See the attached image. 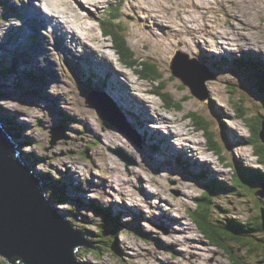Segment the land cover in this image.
I'll return each instance as SVG.
<instances>
[{"label": "rangeland", "instance_id": "1", "mask_svg": "<svg viewBox=\"0 0 264 264\" xmlns=\"http://www.w3.org/2000/svg\"><path fill=\"white\" fill-rule=\"evenodd\" d=\"M25 1L0 0V70L5 71V75L0 72V108L8 117H15L14 122L8 119L3 125L6 131L12 128L9 132L19 144L26 164L33 165L59 214L68 221H76L75 230L83 233L81 230L87 229L98 238L102 237L100 230L104 231V238L119 235L120 256L112 252L88 253L80 247L76 252L78 262L234 264L225 249L204 239L190 212L196 208L195 200L208 194L206 184L212 180L223 191V186L238 190L214 195L215 208L221 205L231 213L220 214L216 210L213 216L217 213L220 216L212 220L228 215L246 221L253 216L262 223L264 186H252L250 178L242 179L234 170L238 167L259 169L256 174L264 175V165L258 161L251 145L250 130L235 109L241 99L246 102V107H242L249 118H261L255 122L256 127L264 122V72L260 68L253 70L251 65L256 62L264 67V0H34L36 8L40 7L43 13L49 11L43 14L45 19L56 20L68 33L73 29L83 38L84 28H93L90 35L98 41L84 42L99 48L101 54L89 59L77 56L84 48L77 38L70 36L73 31L64 36L67 45L75 49L76 54L71 56L58 43L61 37L57 39L58 35L53 32L57 26L44 25L35 30L25 24L28 17ZM77 1L86 5V11L82 9L79 13L82 21L74 12L81 8ZM119 6L121 16H114V21L124 28L137 61L158 67L163 75L162 85L152 79H142V68H129L116 54L117 40L105 30V25L111 11ZM249 40L251 46L243 47ZM219 49L229 55L230 51L248 52L240 53L234 64L217 68L212 62L217 61L219 55L215 52ZM65 55L72 60H66ZM105 55L107 60L102 57ZM244 59L250 67L240 66ZM103 62L112 67L114 77L107 75L108 67ZM173 64L176 70L172 69ZM201 65L216 78L203 80L197 84L203 91L199 88L195 91L185 83L191 76L198 79L207 75ZM33 73L39 77L37 81L31 80ZM185 74L189 77L184 78ZM96 78L101 79L100 83ZM110 85L116 92L114 97L110 93L111 98L106 88ZM117 88H123L125 95ZM124 96L136 110L139 107L140 113L147 116L151 113L155 123L129 113V102ZM134 98L141 102H135ZM91 105L101 106L110 121L104 124ZM159 114L162 116L157 117ZM162 117H166L168 125L161 123L165 120ZM202 118L211 124L212 136ZM147 122L159 126L157 129L164 134H176L183 138V145L191 146L186 150L189 154L178 151L176 155L177 148L172 149V156L189 162V168L176 163L165 166L159 156L164 152L151 151L150 144L166 138L159 129L152 127L155 132L152 131ZM112 123H117L127 134ZM21 126L25 129L18 132ZM145 131L154 132L156 141ZM54 138L58 140L52 145ZM231 138L241 141L236 144ZM217 141L220 154L229 160L227 167L220 162L217 151L212 150L217 148ZM193 149L195 164L188 158L193 156ZM142 150L147 152L146 157ZM29 156L42 159L35 162ZM143 158L147 167L141 168L139 160ZM204 158L206 166L201 164ZM192 173L202 175V180L197 181ZM136 176H141V180H136ZM58 180L67 199L63 202L50 188ZM109 207L112 217L119 221L112 219L111 222L105 209ZM137 227L144 232H139ZM231 245H236L238 254H246V262L264 261V242L257 243L261 247L250 254L241 252L250 245L241 247L236 242ZM250 248L253 250L254 245ZM0 264H9L1 254Z\"/></svg>", "mask_w": 264, "mask_h": 264}, {"label": "water", "instance_id": "2", "mask_svg": "<svg viewBox=\"0 0 264 264\" xmlns=\"http://www.w3.org/2000/svg\"><path fill=\"white\" fill-rule=\"evenodd\" d=\"M172 69L176 70L175 64ZM188 77L185 74L184 78ZM188 79L185 85L194 84L193 90L203 91L197 84L211 78ZM90 107L96 109L104 124L110 121L101 106ZM112 125L127 134L117 123ZM263 132L264 122L259 135L264 144ZM57 140L54 138L52 145ZM118 157L124 161L121 154ZM44 187L38 174L26 164L19 144L0 123V254L9 264L15 258L23 264H81L76 258L78 248L89 245L92 249L93 245L59 214Z\"/></svg>", "mask_w": 264, "mask_h": 264}, {"label": "trees", "instance_id": "3", "mask_svg": "<svg viewBox=\"0 0 264 264\" xmlns=\"http://www.w3.org/2000/svg\"><path fill=\"white\" fill-rule=\"evenodd\" d=\"M120 6L119 8L115 9V11H111L110 16L106 19V25H105V30L107 29V31L114 37L116 43L118 44V49H117V54L120 55L123 59V62H125V64L127 66H129V68H134L135 66L142 68L143 70V75L141 73V76L143 77L142 79H152V82L158 83L159 85H162L163 83L160 82L161 79H163V75L161 73H159L158 67L154 64H151L150 62H145V61H137L135 55L133 54V49L130 47L129 42H128V38L125 34V30L124 28L120 25L117 24L116 21H114L113 17L118 15L119 17L121 16V12H120ZM133 52V53H132ZM121 59V61H122ZM252 66L254 68H260L261 70H264L263 65H261L260 63H256V62H251ZM247 65L248 67H250V65L248 63H246L244 60L241 61V65ZM217 68H220L217 65H214ZM1 68V67H0ZM2 70H0L1 72ZM264 72V71H263ZM2 74L5 75V71L1 72ZM35 73H33L32 75H30L31 80L37 81L39 79L38 76L34 75ZM241 104H239L235 109L238 111V116L241 120H243V122H245V124L248 126L249 130H250V136H251V145L252 148L254 149V153L256 155V157L258 158V161L264 165V144L262 143L259 135L260 132L262 130V123H259V127H256V121L260 120L261 118H259L258 116L255 117H248V114H245L246 112H243L244 109L242 106L246 107V102L242 101L240 99ZM179 105V104H177ZM178 111H180L179 109H177ZM2 111V112H1ZM1 113L4 114V110L0 108V119L1 121L5 122V120H10L11 122L15 119V117H8L6 114H4V116L1 115ZM8 117V118H6ZM5 118V119H4ZM263 119V118H262ZM203 120V124L204 127L207 129V131H209L210 135H211V124L209 123V121H207V119L202 118ZM202 124V125H203ZM10 129H12L10 127ZM20 130L19 131H23L25 129L24 126L19 127ZM212 136V135H211ZM216 136V135H215ZM93 148V147H92ZM219 142L217 141V148L214 147L212 148V150H216L218 155L221 158V161L226 165V167L229 165V160L226 159V157L222 156L220 154V150H219ZM28 159H33L35 160V162L39 161L40 159H42V157L37 158L34 156H29ZM33 166V165H32ZM183 166V165H182ZM230 168H232L234 170L233 166H229ZM239 172L240 175H242V179H246L250 178L252 180V182H249L251 184H253L252 186H255L257 188H263L264 186V175L260 173L256 174V169H251V168H241L238 167L237 171L234 170V173ZM195 176V179L197 181H201L202 180V175H196L193 174ZM43 176V175H40ZM255 176V177H254ZM205 175H204V179H205ZM258 178V179H256ZM241 179V177H240ZM238 182H240V180H237ZM261 181V182H260ZM208 185L206 184L208 190V194H206L203 197H199L195 200V205L196 208L193 212H190V217L192 218V220L194 221V223L196 224L198 230L200 231V233L203 235L204 239H207L209 241V243L213 246H217L219 248L225 249L230 258L233 260L234 264H264L263 262H258V263H253V262H246L245 259L248 260L247 256L245 253L250 254L251 252L255 251L258 249V247H261L260 245H257V243H262L264 242V239L262 237H264V211L263 213L261 212L260 214V219L262 221V223L257 222L258 218H254L253 216H249L248 220L243 221L240 218H230L228 215L223 218V219H215L212 220L213 217H217L220 216V214L222 213H231L227 208H225L224 206L221 205H216L215 208V198L214 195L216 194H220L224 191L227 192H233L235 191L236 193L238 192L237 187L236 189H229L226 186H223L224 191L221 189V187H219L217 185V181H210L207 182ZM61 182L58 180L56 181V183L52 186H50L52 192L56 195V197L60 200V201H65L66 199V195L64 193V191L62 190V188L60 187ZM107 211L108 216H110L111 218V222L112 219H116L117 221H119L118 218H113V213H112V209L109 208H105ZM216 210L220 212V214L217 213V215L213 216L214 212L216 213ZM211 216V220H209ZM71 224L75 227L76 225L73 224L74 222L76 223V221H70ZM113 223V222H112ZM115 223V221H114ZM107 227H105L106 229ZM138 228V227H137ZM104 229V226H103ZM139 232H144V229L142 228H138ZM84 234L83 238L85 240H89V244L91 243L94 247L91 250L90 247H88L89 245H86L83 249L86 252H95L98 255H104L106 254V252H112L114 254H117L120 256V252L118 251V239H119V235L116 234L112 239L109 238H104V231L100 230V234L102 235L101 238H98L100 236L93 234H89L86 230H81ZM86 236V237H85ZM145 237V236H144ZM262 238V240H261ZM156 241V239H155ZM256 241V242H255ZM236 242L238 243L241 247L250 245L251 247L254 248L252 250V248L247 247L246 249H243L241 252H243L245 254V256H243L242 254H238L236 252V245L233 246L231 245V243ZM96 244H100V246H95ZM264 247V246H263ZM235 250V251H234ZM246 250V251H244ZM105 251V252H104ZM236 252V253H235ZM264 256V255H263ZM246 257V258H245ZM12 264H23L22 261H20L18 258H15L12 262Z\"/></svg>", "mask_w": 264, "mask_h": 264}, {"label": "bare ground", "instance_id": "4", "mask_svg": "<svg viewBox=\"0 0 264 264\" xmlns=\"http://www.w3.org/2000/svg\"><path fill=\"white\" fill-rule=\"evenodd\" d=\"M34 0H31V2L30 1H25V3H24V11H26V16H28L27 17V20H26V22H25V24H27L28 26H30V27H32V28H35V30H36V28H37V30L38 29H41V28H43V26L45 25H47V26H50V24H52L53 26H50L51 28H55V26H57L58 27V29L57 30H55V29H53V32L55 33V35H58L56 38L57 39H59L60 37V40H59V44L61 43V44H63V46H62V48H65L66 50H68L70 53H72L71 54V56H73V55H75L76 54V52H75V49L74 48H72V47H69L68 45H67V43H66V41L64 40V36L66 35V34H70L71 33V31H73V29H71V31H70V33H68L64 28H62L61 26H59V25H57L56 23H58L56 20H53V19H45L44 18V16H43V11H42V9L39 7V9L38 8H36V6L34 5V2H33ZM77 3L81 6V10L80 9H78V8H76L75 10H74V12L76 13V14H79L81 11H82V9H85V11H86V8H85V6L86 5H82L80 2H78L77 1ZM86 3H91V1L89 2V1H87ZM40 6V4L38 3L37 4V6ZM85 11H84V13H85ZM49 12V11H48ZM25 13V12H24ZM21 14V13H20ZM49 15H50V13H49ZM90 16H92V15H89L88 16V18H90L91 19V17ZM53 17V16H52ZM66 17V16H65ZM76 17H78V20L79 21H82L83 20V17L79 14V16H76ZM93 18V17H92ZM66 21V20H65ZM46 22V23H45ZM158 22V21H157ZM63 24V23H62ZM65 24V23H64ZM24 26V25H23ZM65 26V25H64ZM67 26V25H66ZM39 27V28H38ZM18 29H19V27H18ZM17 29V30H18ZM93 29V28H92ZM91 29V30H92ZM84 30L86 31V32H84V33H82V36H83V38H81V37H78V34H76V33H74V31H73V35L72 34H70V36L71 37H73V38H77V40L79 41V43L80 44H82V46H83V48H84V50L82 51V52H79V54L77 55V56H80L81 58H88L89 59V57L90 56H92V55H96V54H98V55H100L101 53V50L98 48H95V47H93V46H91V45H89L88 43H86V42H84V41H88V42H93V41H98V39L97 38H95V37H93V36H91L90 35V28L89 27H85L84 28ZM15 32H17V31H15ZM52 33V32H51ZM26 34V33H25ZM92 34V33H91ZM179 34V33H178ZM181 35V34H180ZM8 36V35H7ZM182 36V35H181ZM195 37V36H194ZM193 37V38H194ZM68 38L69 37H67V42H68ZM250 42V40L243 46V47H247V46H251V44L249 43ZM69 43V42H68ZM87 44V45H86ZM160 44V43H159ZM76 46V45H75ZM99 46V45H98ZM187 47H189V44H187ZM260 51H263L262 49H260ZM60 54H61V52H60ZM61 56H63L62 54H61ZM66 56V60L68 59L69 60V58H70V60H72V58L69 56V57H67V55H65ZM97 56V55H96ZM103 57V59H105V60H107L106 58H107V56L105 55V56H102ZM95 61H97V58L95 57L94 58V62ZM244 61L246 62V59H244ZM105 63V64H104ZM215 63H217V61L215 62ZM107 62H103L102 63V65H105V66H107L108 67V73H107V75L108 76H113L114 77V73L110 70V69H112V67L108 64ZM97 67L98 68H101V67H99V65L97 64ZM103 68V67H102ZM191 69V68H190ZM253 70H254V67H253ZM194 71V70H193ZM264 71V70H263ZM117 73V72H116ZM93 74H95V73H93ZM120 74V73H119ZM119 77V76H118ZM201 77H199L198 79H197V77H196V79L197 80H199ZM97 79V78H96ZM98 81H99V83H100V81H101V79H97ZM123 82V86L125 87L126 85H124L125 83H124V81H122ZM191 87H193V86H191ZM106 88H108L107 90H108V96L111 98V96H110V93L112 94V96L114 97V96H116V92L112 89V86L110 85V87H106ZM123 88H121V90L119 89V88H117L116 90L118 91V92H120L121 93V95H125V94H123L125 91H124V89L122 90ZM121 91H123V92H121ZM127 91H128V89H127ZM131 92V91H130ZM144 92V91H143ZM147 92V91H146ZM129 94H131V95H133L132 93H129ZM125 98H126V100L129 102V106H130V110H129V113H134V114H139V115H136V116H140L141 118H143L145 121H149L150 123H152V122H154L155 121V119H154V117L152 116V114L150 113V115H144V114H146V113H140L139 112V107H138V109L136 110L135 108H134V106H132V104H131V101L126 97V96H124ZM144 100V99H143ZM134 101L136 102V101H139V102H141L140 100H136V98H134ZM143 103V102H142ZM119 105V104H118ZM144 105V104H143ZM120 106V105H119ZM138 106V105H137ZM97 107V106H96ZM146 109V108H145ZM141 110V109H140ZM147 110V109H146ZM142 111V110H141ZM129 113H127L126 115L127 116H129L130 118H131V115H129ZM149 113V112H148ZM158 116H162V115H157V117ZM219 117H220V115H219ZM128 118V117H127ZM166 118V117H165ZM164 117H162V119H165ZM138 119V118H137ZM158 119V118H157ZM139 120V119H138ZM122 121V120H121ZM0 123L2 124V126H4L3 125V122L1 121V119H0ZM148 123V122H147ZM150 123H148L149 125H150ZM155 123V122H154ZM163 125H164V123L165 124H169V122H168V120L167 119H165L164 120V122H161ZM157 124V123H156ZM157 125H159V124H157ZM151 126V125H150ZM159 127V126H158ZM168 127L169 126H167V129H168ZM159 129V128H158ZM152 130V129H151ZM158 131V130H157ZM162 130L161 129H159V132H161ZM169 131H172V130H169ZM147 134H149L150 135V137L152 138L154 135V132H147V131H145ZM173 132V131H172ZM173 133H176V132H173ZM161 134H163V133H161ZM148 135V136H149ZM169 135H173L171 132H169ZM168 134H164L163 136H165V138H167V140H168V142H166V143H162L161 142V139L162 138H160L159 139V141L158 142H156L155 143V145H157V146H159V148H157V150H158V152L159 153H163V154H165V156H167V157H163L164 155L163 154H161V155H159L160 156V160L162 161V163H164L165 164V166L166 165H175V163L177 164V165H179V164H181V163H184V160H182V161H180V159H175L173 156H172V154H173V152H172V149H176L177 148V150L179 151V149L180 148H178V147H176V144H172V140H171V138H170V136H169ZM237 135V134H236ZM175 136H177L176 134H175ZM174 136V137H175ZM238 136V135H237ZM178 137V139L179 140H182L183 138H181V137H179V136H177ZM243 137V136H242ZM241 137V138H242ZM151 138H149V141L151 140ZM230 139V138H229ZM154 141H156V138L155 139H153ZM171 140V141H170ZM231 140H234V143H238L239 141H241V140H236V139H233V138H231ZM242 140L244 141V138H242ZM153 143V142H152ZM189 143H187V145H188ZM192 146L194 145V143H190ZM150 145H153V144H150ZM175 145V146H174ZM188 148H191V146L189 147V146H187L186 147V145H185V152H187L186 150L188 149ZM153 150V149H152ZM194 150V149H193ZM142 152V155L144 156V157H146V155H147V152L146 151H144V150H142L141 151ZM153 152H156V150H153ZM195 150H194V154H193V156L190 158V157H188L189 159H190V161H191V163H196V162H194V159H196L195 157H194V155H196L195 154ZM175 154V153H174ZM192 155V154H191ZM190 156V155H189ZM155 160H156V158H154ZM167 159H168V161H167ZM140 161V166H141V168H144V166L145 167H147V163H146V159L145 158H143L142 160L140 159L139 160ZM202 161V160H201ZM202 165H207V164H205V161L203 162V163H201ZM200 164V165H201ZM186 165V164H185ZM182 168V167H181ZM193 174V173H192ZM198 175V174H197ZM136 178V180H141V176H136L135 177ZM135 178H134V181H135ZM195 178V177H194ZM183 183V182H182ZM135 186V185H134ZM48 189V188H47ZM74 228V227H73Z\"/></svg>", "mask_w": 264, "mask_h": 264}, {"label": "clouds", "instance_id": "5", "mask_svg": "<svg viewBox=\"0 0 264 264\" xmlns=\"http://www.w3.org/2000/svg\"><path fill=\"white\" fill-rule=\"evenodd\" d=\"M34 2V1H33ZM37 5V4H36ZM119 8V7H118ZM44 12V11H43ZM44 14H48V12H46V13H44ZM248 51H246V52H242V53H247ZM219 53H221V55L223 54L224 55V57L226 56V55H229L228 53H226L225 52V50H223V49H220V52ZM117 54V53H116ZM217 54V53H216ZM231 54H233V53H230V57H225V59L223 58L222 59V61H224V63L225 62H227L228 60H230V59H232L231 58ZM234 61H235V59H234ZM223 63V62H222ZM202 69H204L206 72H207V75H205L207 78L208 77H210L211 79H209L208 81H210V80H214V79H212V78H216V77H214V76H211V74H210V72H208V70L206 69V66H204V65H201L200 66ZM193 73V72H192ZM201 76V75H200ZM198 77V76H197ZM201 77H204V76H201ZM136 115V114H135ZM132 116H134V115H132ZM234 130H235V128H233ZM236 133H240V132H238V130H236ZM241 135V134H240ZM242 136V135H241ZM148 139V138H147ZM256 171H259V169H256Z\"/></svg>", "mask_w": 264, "mask_h": 264}]
</instances>
